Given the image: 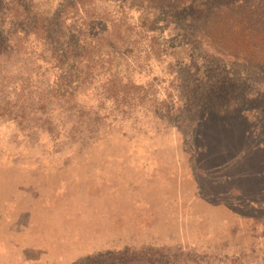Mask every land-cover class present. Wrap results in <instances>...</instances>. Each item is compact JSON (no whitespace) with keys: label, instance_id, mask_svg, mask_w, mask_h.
I'll list each match as a JSON object with an SVG mask.
<instances>
[{"label":"rangeland","instance_id":"rangeland-1","mask_svg":"<svg viewBox=\"0 0 264 264\" xmlns=\"http://www.w3.org/2000/svg\"><path fill=\"white\" fill-rule=\"evenodd\" d=\"M87 1L133 34L114 65L135 86L69 99L0 67V264H264L262 0Z\"/></svg>","mask_w":264,"mask_h":264},{"label":"trees","instance_id":"trees-1","mask_svg":"<svg viewBox=\"0 0 264 264\" xmlns=\"http://www.w3.org/2000/svg\"><path fill=\"white\" fill-rule=\"evenodd\" d=\"M251 3L241 5L256 13L258 5ZM262 3L264 5V0ZM155 10L156 7L151 9L152 12ZM262 10L264 14V6ZM77 20L85 28L70 35L74 25L69 22ZM108 31L109 27L96 9L94 1L0 0V67L11 63L21 64L28 69L37 66L36 71L31 69L26 76L27 82L33 78L45 77L50 71L56 72L55 88L58 92L53 90L56 94L67 95L69 99L76 97V90L73 89L75 82H93L97 78H103L105 87H108V98L121 101L120 95L124 94L117 85L133 87L135 83L129 75L124 77L120 72L116 73L114 61L130 54L133 34L131 31ZM239 40L227 42L220 34L214 33L207 35L202 42L214 55L237 59L231 53L238 54ZM179 48L181 47H176L173 51ZM261 52L263 56L259 60L264 61V49ZM161 57L167 58V50H162ZM186 94L188 97L183 101L192 107L195 99ZM233 192L240 194L237 188Z\"/></svg>","mask_w":264,"mask_h":264}]
</instances>
